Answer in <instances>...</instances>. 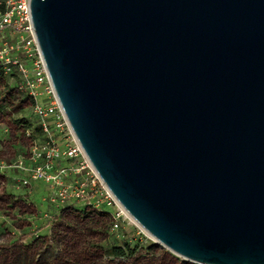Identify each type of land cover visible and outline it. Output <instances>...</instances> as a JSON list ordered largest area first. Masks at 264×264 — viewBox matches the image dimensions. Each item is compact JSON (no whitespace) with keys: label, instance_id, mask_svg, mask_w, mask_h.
I'll use <instances>...</instances> for the list:
<instances>
[{"label":"water","instance_id":"obj_1","mask_svg":"<svg viewBox=\"0 0 264 264\" xmlns=\"http://www.w3.org/2000/svg\"><path fill=\"white\" fill-rule=\"evenodd\" d=\"M71 130L150 238L264 264V0H30Z\"/></svg>","mask_w":264,"mask_h":264},{"label":"rangeland","instance_id":"obj_2","mask_svg":"<svg viewBox=\"0 0 264 264\" xmlns=\"http://www.w3.org/2000/svg\"><path fill=\"white\" fill-rule=\"evenodd\" d=\"M24 98L15 77L0 76V127L9 131L3 143L6 152L10 147L12 159L18 144L27 157L32 142L42 139L34 129L31 101ZM22 119L30 127L21 135ZM49 192L45 184L37 182L30 188L9 191L0 181V264H195L154 243L132 219L120 221L119 229L113 231L108 218L92 208L82 202L52 203ZM121 237L131 240V246L140 238L144 247L155 246L109 259L103 248L120 245Z\"/></svg>","mask_w":264,"mask_h":264},{"label":"built area","instance_id":"obj_3","mask_svg":"<svg viewBox=\"0 0 264 264\" xmlns=\"http://www.w3.org/2000/svg\"><path fill=\"white\" fill-rule=\"evenodd\" d=\"M30 0H0V74H15L18 89L31 99V112L41 140L30 145L23 158L0 167L26 172L19 183L30 188L42 182L52 203L82 202L94 211L109 212L113 231L131 218L95 172L77 142L50 80L34 32Z\"/></svg>","mask_w":264,"mask_h":264},{"label":"crops","instance_id":"obj_4","mask_svg":"<svg viewBox=\"0 0 264 264\" xmlns=\"http://www.w3.org/2000/svg\"><path fill=\"white\" fill-rule=\"evenodd\" d=\"M17 127H19V126H17ZM20 127H21V125H20ZM23 130L25 133V128H23L20 131L21 135H22ZM9 135H10L9 131L5 127H0V136H1L0 137V164H9L10 162L17 161L20 158H23V160L25 161L26 164L29 163V161L26 157V153H24L25 150H24V148H22L21 144H18V151H16L15 157L13 159L11 158L10 147L7 148L8 150L6 152V150L4 148V146H6V145H4L3 140H4V138H5V140H6V138L8 139ZM3 151H5V152H3ZM1 153H2V155H1ZM1 156H3L4 158H1ZM5 156L10 157V158L6 159ZM25 175H26V172L23 171L22 169H19V168H14V167H9V166L0 167V181H2L3 187L9 191H15V190L17 191L19 189L26 188L25 186H23L19 183V180L21 178L25 177ZM36 182L42 183L39 181H36ZM32 183H31V185H32Z\"/></svg>","mask_w":264,"mask_h":264},{"label":"trees","instance_id":"obj_5","mask_svg":"<svg viewBox=\"0 0 264 264\" xmlns=\"http://www.w3.org/2000/svg\"><path fill=\"white\" fill-rule=\"evenodd\" d=\"M3 9H4V7L2 5H0V10H3ZM0 76H2V74H0ZM12 76L15 77V80L17 81V85H19V80L16 77V75L13 74ZM22 92L25 93L24 91H22ZM16 97L21 98V96L19 94ZM24 99L31 101V99L29 98V96L26 93H25ZM24 121H25L24 119L21 120L22 127L29 128L30 125L26 124V122H24ZM34 129L39 132V129L36 125H35ZM95 212L98 213V215H101V216L108 218V220L110 221V215H109L108 211L101 210V211H95ZM82 213H85V212L83 211ZM110 226H111V221H110ZM130 243H131V240H129L128 238L121 237L120 245H111V246H108L106 248H103L102 251H103L104 255L107 256L109 259H115L118 257L124 258L127 255H133L139 249L150 250V249H153V247L155 246V244L151 243V244L147 245L146 247H144L143 244H141L142 243L141 238L138 240V242H136V244L134 246H131ZM84 251L87 252L89 250L87 248H84Z\"/></svg>","mask_w":264,"mask_h":264}]
</instances>
